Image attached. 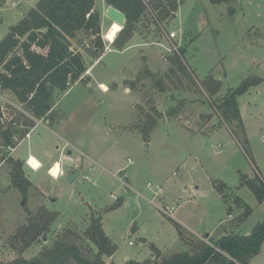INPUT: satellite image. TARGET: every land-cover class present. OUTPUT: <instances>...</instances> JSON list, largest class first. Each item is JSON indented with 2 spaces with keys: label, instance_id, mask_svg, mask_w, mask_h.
Segmentation results:
<instances>
[{
  "label": "rangeland",
  "instance_id": "1",
  "mask_svg": "<svg viewBox=\"0 0 264 264\" xmlns=\"http://www.w3.org/2000/svg\"><path fill=\"white\" fill-rule=\"evenodd\" d=\"M38 1L0 0V40ZM95 1L96 9L105 19L102 37L109 45L104 32L113 22L106 16L110 5L106 0ZM175 13L173 19L163 22V28L167 35L172 30L178 33L173 39L177 49L168 51L166 47H172V43L166 41L164 47L144 44L122 53L111 52L94 63L92 78L75 83L66 92L56 90L55 101L58 100L57 109L62 117L56 119L58 111H54L56 120L49 125L51 131L60 135L61 127L80 131L86 140L82 151L88 152L87 148L95 147L107 157H113L117 168L127 167L118 175L127 172V180L133 188L126 191L112 173L100 167L93 169V163L90 164L92 169L84 171L73 182L67 177L59 180L50 176L44 178L40 187L47 192L45 205L57 214L55 224L62 228L52 230L54 220L51 221L44 234L50 237L49 244L68 227L83 234L87 229L81 228L87 226L85 221L90 223L92 215H102L104 231L117 246L114 260L124 264L130 260L155 259L153 246L163 255L190 251V246L178 242L176 219L184 220L180 213L175 212L171 217L158 205L182 203L188 213L194 205H205L208 213L203 217L202 226H198L204 231L190 224H196L194 216L190 215L188 220L197 233L210 232L219 221L227 219L230 205L234 214L230 222H236L244 211L237 206L244 205L242 201L252 208L244 229L247 227L252 231L258 222L264 221V201L259 202L249 187L236 189L242 175L250 178L258 175L264 180V0L220 3L179 0ZM155 22L149 9L137 24L138 32L145 35L147 42L160 41L158 39L164 36L160 28L153 32L151 24ZM71 42L92 65L95 58L92 55L93 37L80 30ZM143 53L149 56L147 61L143 59ZM176 54L188 74L169 71L171 66L177 70L176 64L168 60ZM210 75L220 81V88L214 94L205 81ZM250 75H257L262 80L238 96L240 124L219 107L225 94ZM137 76L141 78L136 85L137 91L128 92L126 86L134 85ZM179 77L183 81L181 84ZM158 80L163 81L164 89L157 85ZM99 82H104L108 91L104 92ZM1 96L7 100L0 106V127H3L0 128V144L3 142L2 130L11 126L24 133L25 123L33 121L10 90L0 89ZM170 110L175 114L168 115ZM159 113L163 116L145 138L141 127L148 125V119L157 118ZM42 132L51 133L41 127L33 133V139L40 138L38 135ZM54 136L60 146L65 143L57 137L59 135ZM26 148L27 144H23L21 151ZM8 152V148H0V160ZM73 153L83 156L77 149H73ZM130 160L133 164L127 165ZM6 171L7 166L0 168V251L7 247L21 254L28 247L16 233L22 225L28 224L29 214L22 204L21 192L9 187L11 183H8ZM180 178L185 184L175 185ZM221 181L231 188L224 189ZM217 182L222 187V194L215 186ZM157 184L164 186V192L157 190ZM196 187L199 189L197 196L194 195ZM32 191L34 189L30 188L28 207L33 213H41L45 207L40 204L42 196ZM155 192L159 195L151 200ZM237 197L242 199L240 204L234 202ZM177 224L190 232L185 225ZM44 236L36 242L47 241ZM81 239L78 242L85 251L97 252L91 241ZM25 257L34 256L29 250ZM252 259L251 264H264V243Z\"/></svg>",
  "mask_w": 264,
  "mask_h": 264
},
{
  "label": "trees",
  "instance_id": "2",
  "mask_svg": "<svg viewBox=\"0 0 264 264\" xmlns=\"http://www.w3.org/2000/svg\"><path fill=\"white\" fill-rule=\"evenodd\" d=\"M106 1L126 15L124 26L112 42L117 49H122L126 45L137 30L138 22L149 9L156 20L151 27L154 24L159 30L163 27V22L167 21L179 7V0ZM211 1L220 3L227 0ZM102 29V15L96 9L95 0H39L36 6L31 8L18 24L11 26L6 36L0 40V89L10 90L33 117L51 118L56 90L63 93L75 82L86 79L84 74L88 66L82 52L73 48L71 38H75L80 30L93 37L92 55L96 58L106 49ZM17 48L20 50L17 51ZM168 60L173 61L176 64L175 68L177 67L176 70L171 66L169 71L186 73L179 55L169 56ZM140 80L141 78L137 76L132 86L135 87ZM261 80L257 75L244 78L237 88L225 94L219 109L225 110L229 118L237 119L241 124L237 98ZM205 81L212 94L219 90V79L210 75ZM162 82L157 81L160 89L165 88ZM182 82L180 78L179 83ZM1 114L0 109V118ZM167 114L175 113L170 110ZM162 116V113H159L157 118L151 117L148 119V125L141 127L145 138L150 135L159 117ZM31 122L25 123L26 126H32ZM16 132L18 133V130L11 126L1 131L6 146L15 144ZM8 162L11 167V181L22 193V204L29 214L28 224L22 225L16 234L25 240L24 244L28 247L48 232V226L55 220L57 214L46 207L40 210L41 213H33L29 209L28 192L32 183L24 172V163L12 157L8 158ZM215 185L221 192L219 182ZM241 185L249 187L259 202L264 201V180L261 177L256 175L250 178L242 175ZM236 200L238 204L242 201L239 198ZM243 204L244 212L240 220H244L251 212V207L244 202ZM176 226L181 241L191 246L190 251L162 256L159 249L153 246L155 259L142 262L130 260L126 264H249L261 251L264 243V221L258 222L248 235L231 233L218 240L209 238V243L200 239L195 241L184 234L179 224L176 223ZM82 237L85 241H91L97 247V252L85 251L78 242ZM116 248L104 231L102 218L92 215L91 224L83 234L73 227H68L36 256L30 259L19 256L0 264H117L113 261L106 263L103 259L104 255H112Z\"/></svg>",
  "mask_w": 264,
  "mask_h": 264
},
{
  "label": "crops",
  "instance_id": "3",
  "mask_svg": "<svg viewBox=\"0 0 264 264\" xmlns=\"http://www.w3.org/2000/svg\"><path fill=\"white\" fill-rule=\"evenodd\" d=\"M18 14L22 15V13H18ZM23 15L25 16V13ZM102 22H105L104 16H102ZM102 26H103V24H102ZM160 28H162L161 30L163 31V34H164V36L162 38L158 39L160 41L156 40V41H152V42H147V40H145V35H142V34H140V32H138V30H139L138 25H137V30H135L132 37L126 43V46L122 49L115 48L114 46H112V43H110L108 45V43L105 41L106 42L105 43L106 44L105 51L103 53H101L100 56L94 58V62L92 63V65L91 64L89 65L86 62L88 69H87L86 73L84 74V78H87V77L92 78L91 69H92V66L94 65V63L97 60H99L101 57L106 56L107 54H109L111 52L122 53V52H125L126 50H128L132 47H136V46L139 47L140 45H144V44L151 45V46L159 45L161 47H164L166 41H169L170 43H174L173 39L169 38V36L167 35V32L165 31V29L163 27H160ZM152 29L154 30L153 32L158 31L154 24L152 25ZM133 40H137L138 42L134 43ZM142 57L145 61H147L149 56L146 55L145 53H143ZM84 59H85V57H84ZM77 82H79V81H77ZM77 82H75V83H77ZM100 85H105L106 87H108L104 82H99V87H100ZM125 89L128 92H131L133 90L137 91L136 86L135 87L134 86H130V87L126 86ZM103 91L106 92V91H108V89L103 90ZM14 97H16V96L14 95ZM17 101H18V99H17ZM57 102H58V100L55 101V104L53 106V113L55 110H56V113L58 111V113L56 115V119L62 117V113L59 112V110L57 109ZM20 104H21V109L27 113V111L23 107V104L22 103H20ZM27 114H28V116H30L32 118L33 125L32 126H26L25 127L26 130L24 131V133L20 132V131H18V133L17 132L15 133V136H14L15 144L8 145L11 147H15V149L12 152H8V154L5 156V158L0 160V168L7 166L6 177L9 180L8 183H11V184H9V187L13 186V188L18 189L17 187H15L13 185V183L11 181V175H10L11 167H10V164L8 162L9 157H12L14 159H19L24 163V165H23L24 172L26 173V176L28 177V179L32 183V186L30 188L34 189V191H37L42 196L41 197L42 201L40 203L41 205L46 204L45 197L47 195L46 194L47 192L40 187V184H41L40 181H43L44 178H48L49 176L55 180H59L62 177L66 178L68 176L69 170L80 169L79 175L73 180V181H75L87 169L90 170L92 168L94 169L96 167H100L102 170L109 171L110 173L113 174V176L116 179H118L115 175L120 169H122V167L117 168L116 162L114 161L113 157H110V156L107 157L106 155L102 154L99 149L97 150L95 147H94V149L87 148L88 152L82 151V147L86 145V140L84 139V137L80 131H74V130L67 129L65 127L64 128L61 127L62 128V134L60 135L56 132H53L54 130L51 131V128L49 126L54 120H56L55 117L53 118V115L51 118L43 119V122L39 123L38 121H40L42 118L37 119V118L33 117L32 115H30L29 113H27ZM60 121L62 122L63 120H60ZM41 127L46 128L48 130V133L51 132L49 134L52 137L47 136L49 134H47L46 132H42V133H39V135H38V137H40V138L33 139V133ZM27 133H30V135L26 136ZM53 134L56 136L59 135L57 137H60V139L65 141V143L62 146H60V144H57L56 143L57 142L56 137ZM41 135H43V138H41L42 137ZM2 140H3V138H2ZM23 144H27V148L25 151L24 150L21 151V147L23 146ZM8 146L5 145L4 140L0 144V148H8ZM67 149H68V153H66ZM73 149H77L83 156H80L79 154L74 155ZM1 154L2 153H0V155ZM32 158H34L38 162L39 165H37V167L32 164ZM56 163L60 165V174L57 177L51 175V172H50V169H52L53 166L56 165ZM91 163H93L92 168L90 167ZM128 164H133V163L128 162L127 165ZM111 169H114V170H111ZM30 172H32V173H30ZM85 177H88V176H85ZM128 180H129V174H128ZM221 182L224 184V189L231 188L230 186H228L227 183H225L223 181H221ZM129 183L132 186L131 182H129ZM178 183L182 186L185 184V181L180 178V179L176 180L175 185ZM156 187L160 193L164 192V190H165L163 185L157 184ZM168 187H169V184H168ZM243 187H247V186L241 185V181H240V185L236 186V189H237V191H239ZM132 188H133V186H132ZM185 188L188 189L187 186H185ZM236 189H235V191H236ZM231 190H233V189H231ZM34 191H32V192H34ZM29 194H30V192H28V196H29ZM198 194H199V189H198V187H196V189L194 190V195L197 196ZM158 195L159 194H157V192H155L152 199ZM162 198L165 200L167 199L165 196H163ZM237 198H240V197H237ZM28 199H29V197H28ZM175 199H178V198H175ZM187 201L188 202L191 201V197L188 198ZM234 202L237 203L236 198H235ZM242 203H243V201H242ZM166 206H169V207L173 206L174 207V213L175 212L180 213V216L184 220H181L180 218H177V219L174 218V219H176L177 223H180V224L186 226V228L191 233L185 231V229L182 228L184 234L190 238H193L194 240H199V239L205 240V239H207L209 241V238H211L212 240H218L222 236L228 235L231 233L245 234V235H248L251 233V230H248L247 227H246V229H244L245 228L244 226L247 222L248 217L252 214V208H251L250 214L244 220H240V217L243 214V213H241V216L237 218V221L231 223L230 218H234V214H232L233 207H232V205H230V210H229L227 219L223 218L221 221H219L217 226L214 228V230H212L210 232L205 233V232H199L198 231V233H197L194 230V228H192L190 226V224L195 226L197 229H200V231H204V230H202L203 228H199L198 226H202V224L204 223L203 217L208 213L207 209L205 208V205H194L193 207L190 208L189 213L187 212V209H183L184 208L183 206H185V205H182V203H181V205L180 204L179 205H158V208H160V210L163 211L162 207H166ZM237 206L242 208V209L244 208L243 205H237ZM45 207H46V205H45ZM190 215L194 216L196 218V221H197L196 224H192L190 222H189L190 224H188V220L190 219ZM95 216L98 217V214ZM100 217L102 218V224H103V216L101 215ZM173 217H174V215H173ZM56 221L57 220H54L52 222V230H54L55 228L56 229L58 228L59 230H61L62 228L55 224ZM85 224H87V226L84 225L85 227L82 226L81 228H83V229L88 228L91 224V221H90V223H87L85 221ZM103 226H104V224H103ZM213 231L216 232L215 235H214ZM203 233H205V234H203ZM207 233H209L208 237H206ZM212 234L214 236H212ZM191 235L194 237H192ZM195 235H197V236L195 237ZM44 239H48V240L47 241L43 240L42 241L43 243H37L36 242L37 240L34 241L32 244H30L28 246L27 250H24L21 254H18L13 248H7L6 247L3 249V251H0V260L7 263V262L19 257V256L26 258L25 254L28 253L29 250H30L31 254H33V256H36L43 249V247L51 245V244H49L50 240H51L50 237H47L45 235ZM178 242L180 244H183L184 246H188V247L190 246V245L184 244V242L181 241L180 235H179ZM114 255H115V252L112 255H104L103 259L106 261V263H109L112 261L115 262ZM162 256H169V255H167V254L163 255L162 254ZM9 259H11V260H9ZM252 260L253 259H251L249 264H251ZM124 264H126V263H124Z\"/></svg>",
  "mask_w": 264,
  "mask_h": 264
},
{
  "label": "built area",
  "instance_id": "4",
  "mask_svg": "<svg viewBox=\"0 0 264 264\" xmlns=\"http://www.w3.org/2000/svg\"><path fill=\"white\" fill-rule=\"evenodd\" d=\"M14 5H15V3H13ZM177 35H178V33L176 32V31H170L169 32V34H168V36H169V38H171V39H174V38H176L177 37ZM178 48V45H176V44H174V43H172V47H166V49L168 50V51H173L174 49H177ZM7 99H5L4 97H0V106H1V104H2V102H4V101H6ZM39 123H41V122H43V119H41L40 121H38ZM30 135V133H27L26 134V136H29ZM8 149H9V152H12L14 149H15V147H11V146H8ZM130 163H133V161H131L130 160ZM32 166V165H31ZM126 168V167H125ZM125 168H122V169H120L118 172H121V171H123ZM50 172H51V169H50ZM118 172L116 173V177L118 178V180H120L121 182H122V184L124 185V189L127 191L128 190V188H132V186L130 185V183L128 182V173L127 172H124L123 173V175L122 176H119L118 175ZM60 174V171H59V173H58V175ZM51 175H53V173L51 172ZM58 175H53V176H55V177H57ZM153 200V199H152ZM162 210L165 212V213H167L168 215H170L171 217H173V214H174V207L172 206V207H169V206H166V207H162ZM208 243H209V241L207 240V239H205ZM130 244H132V242H130Z\"/></svg>",
  "mask_w": 264,
  "mask_h": 264
},
{
  "label": "water",
  "instance_id": "5",
  "mask_svg": "<svg viewBox=\"0 0 264 264\" xmlns=\"http://www.w3.org/2000/svg\"><path fill=\"white\" fill-rule=\"evenodd\" d=\"M106 16L112 21L118 22L123 27L126 21L125 13L116 8L115 6L110 5L106 10ZM176 16V13H172L170 19H173ZM80 173V169L69 170L67 180L72 182ZM209 236V233L206 234V237ZM145 240V239H144Z\"/></svg>",
  "mask_w": 264,
  "mask_h": 264
},
{
  "label": "bare ground",
  "instance_id": "6",
  "mask_svg": "<svg viewBox=\"0 0 264 264\" xmlns=\"http://www.w3.org/2000/svg\"><path fill=\"white\" fill-rule=\"evenodd\" d=\"M121 29H122L121 24L113 21L112 24L110 25V27L104 32V38L108 42L112 43L115 40V37L121 31ZM100 87L103 90L108 89V87H106L105 85H100ZM32 164L36 167H37V165H39L38 162L34 158H32ZM56 165H57V163H56ZM56 165H54L53 168L51 167L52 168L51 172L53 173V175H58V173L60 171V167H59V170H57L55 173L53 172V169L55 168Z\"/></svg>",
  "mask_w": 264,
  "mask_h": 264
},
{
  "label": "clouds",
  "instance_id": "7",
  "mask_svg": "<svg viewBox=\"0 0 264 264\" xmlns=\"http://www.w3.org/2000/svg\"><path fill=\"white\" fill-rule=\"evenodd\" d=\"M59 167H60V165L57 164V165L55 166V168L53 169V172L55 173L57 170H59Z\"/></svg>",
  "mask_w": 264,
  "mask_h": 264
}]
</instances>
